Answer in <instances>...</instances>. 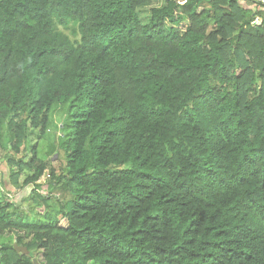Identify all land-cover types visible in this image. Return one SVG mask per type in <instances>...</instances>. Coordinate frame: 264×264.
I'll return each mask as SVG.
<instances>
[{
	"label": "trees",
	"instance_id": "16d2710c",
	"mask_svg": "<svg viewBox=\"0 0 264 264\" xmlns=\"http://www.w3.org/2000/svg\"><path fill=\"white\" fill-rule=\"evenodd\" d=\"M153 2L0 0V264H264V5Z\"/></svg>",
	"mask_w": 264,
	"mask_h": 264
},
{
	"label": "rangeland",
	"instance_id": "374dc122",
	"mask_svg": "<svg viewBox=\"0 0 264 264\" xmlns=\"http://www.w3.org/2000/svg\"><path fill=\"white\" fill-rule=\"evenodd\" d=\"M164 1L165 0H155V2H153V3L160 5V4H163ZM177 1L181 2L183 0H177ZM247 3L248 4H245V5H248L249 7H251L250 6L251 3L250 2H247ZM253 7L254 6H252L251 8H253ZM145 16H146V14H145ZM64 118H65V113H64L63 110L58 109V108L54 109V111L51 112V114H50V122L51 123H50V126H49V130H48V132H46L44 138L39 140L37 138L36 134H32L31 135V139H32L31 145L34 144L35 142H37L38 150L40 151L39 155L41 157L44 156V154H42L41 152L47 153L48 150H49V147L53 146V152L49 153L50 155L48 156V159H49L51 165L55 169L59 168V166L62 164V160H63V158L61 157V154H60V152H61L60 148H58L57 145H58V143H59V141L61 139V136L63 134L62 124L64 122ZM48 172L49 171L46 170L44 172V174L39 179V183H41L44 188L47 187L46 184H47L48 179H49ZM1 180L4 182V187L6 186V187L11 188V185L8 182V172H7V165H6V162H5V158L3 156H1V152H0V181ZM30 194H31L30 186H25L21 191H18L17 194H15L14 197H13L14 194L13 195L11 194L10 197H13V198H10V199H13L14 201L20 202L19 203L20 210L27 213V211L29 212L30 209L28 210L25 207H26V205H28L31 202V199H28ZM26 201H28L29 203L26 202ZM43 211L44 210H43L42 207H36V210H35L34 214L29 212L30 219L34 218V216L37 215L36 213L41 214ZM57 215L58 214L56 213L55 216H57ZM60 222L62 224H65V221L63 219H61ZM10 237H14V234L13 233H10V234L6 233L3 236H0V243L3 242V241L6 242V240L9 239ZM8 242H10V240H8ZM40 258L41 257L38 254L37 257H34L33 259L37 260V259H40Z\"/></svg>",
	"mask_w": 264,
	"mask_h": 264
},
{
	"label": "water",
	"instance_id": "95a60500",
	"mask_svg": "<svg viewBox=\"0 0 264 264\" xmlns=\"http://www.w3.org/2000/svg\"><path fill=\"white\" fill-rule=\"evenodd\" d=\"M13 245H14V248H15L16 251H20V250H22L24 252L26 251V248L25 247L18 246L16 243H14ZM34 262L36 264V260L35 259H34Z\"/></svg>",
	"mask_w": 264,
	"mask_h": 264
},
{
	"label": "built area",
	"instance_id": "2783aa9c",
	"mask_svg": "<svg viewBox=\"0 0 264 264\" xmlns=\"http://www.w3.org/2000/svg\"><path fill=\"white\" fill-rule=\"evenodd\" d=\"M251 1L259 2V3H261L262 5H264V0H251ZM260 21H261L260 19H255V20L253 21V23H258V22H260Z\"/></svg>",
	"mask_w": 264,
	"mask_h": 264
},
{
	"label": "clouds",
	"instance_id": "9594fccd",
	"mask_svg": "<svg viewBox=\"0 0 264 264\" xmlns=\"http://www.w3.org/2000/svg\"><path fill=\"white\" fill-rule=\"evenodd\" d=\"M243 5H245V3H243ZM255 19H256V18H255ZM255 19H254V20H255ZM257 19H260V20H262V18H261V17H260V18H257ZM254 20H253V21H254ZM260 22H261V21H260ZM260 22H258V23H260ZM258 23H257V24H258Z\"/></svg>",
	"mask_w": 264,
	"mask_h": 264
},
{
	"label": "crops",
	"instance_id": "0c3cea01",
	"mask_svg": "<svg viewBox=\"0 0 264 264\" xmlns=\"http://www.w3.org/2000/svg\"><path fill=\"white\" fill-rule=\"evenodd\" d=\"M3 171V170H2Z\"/></svg>",
	"mask_w": 264,
	"mask_h": 264
}]
</instances>
